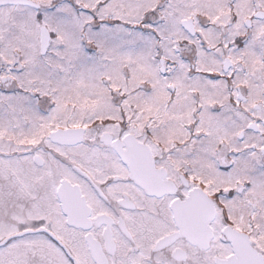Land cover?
Segmentation results:
<instances>
[{
    "label": "snow or ice",
    "instance_id": "snow-or-ice-1",
    "mask_svg": "<svg viewBox=\"0 0 264 264\" xmlns=\"http://www.w3.org/2000/svg\"><path fill=\"white\" fill-rule=\"evenodd\" d=\"M0 264H264V0H0Z\"/></svg>",
    "mask_w": 264,
    "mask_h": 264
}]
</instances>
